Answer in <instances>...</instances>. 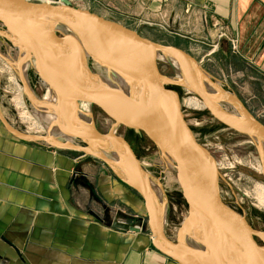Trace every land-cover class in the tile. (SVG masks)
Returning <instances> with one entry per match:
<instances>
[{
  "label": "crops",
  "instance_id": "0c3cea01",
  "mask_svg": "<svg viewBox=\"0 0 264 264\" xmlns=\"http://www.w3.org/2000/svg\"><path fill=\"white\" fill-rule=\"evenodd\" d=\"M69 1L80 8L97 3L154 30L195 60L204 88L223 93L226 111L264 114V0ZM2 118L0 264H180L153 245L144 201L114 166L82 150L18 137ZM87 157L93 163L75 176ZM89 194L112 209V219L90 210ZM117 216L140 231L114 229Z\"/></svg>",
  "mask_w": 264,
  "mask_h": 264
},
{
  "label": "water",
  "instance_id": "95a60500",
  "mask_svg": "<svg viewBox=\"0 0 264 264\" xmlns=\"http://www.w3.org/2000/svg\"><path fill=\"white\" fill-rule=\"evenodd\" d=\"M0 21L8 32L9 41L23 53V62L30 64L42 84L55 92L64 133L85 143L111 142L119 148L123 162L110 165L143 199L147 225L158 250L180 264H264V246L256 241L258 236L264 238V233L254 231L245 217L221 198L215 162L187 124L178 93L168 88L167 78L160 72L158 54L170 57L179 65L189 89L219 123L263 143L264 125L250 116L239 118L213 105L198 78L200 74L196 73L199 72L197 63L189 54L173 46L155 43L116 21L74 8L69 0H49V3L0 0ZM60 29L73 31L81 38L83 47L62 34ZM82 34L108 47L113 56L121 59L120 64L113 63L110 58L106 63L95 59L85 47ZM88 59L103 70L114 69L137 79L148 90L142 109H133L131 103L114 93L93 73ZM79 102L97 107L113 122L107 134L84 131L73 124L66 104ZM0 118L3 119L1 105ZM120 127L144 134L172 170L187 201L188 218L194 220L197 244L206 251L208 258L196 255L186 242H174L165 235L156 196L130 144L115 134ZM10 131L29 141H43L41 137ZM66 148L92 155L90 149L73 145ZM92 156L103 159L98 154ZM85 163H93V159L87 157L80 161L75 167V176L82 174L81 167ZM112 226L123 231H140L134 225L119 222L118 216Z\"/></svg>",
  "mask_w": 264,
  "mask_h": 264
},
{
  "label": "rangeland",
  "instance_id": "374dc122",
  "mask_svg": "<svg viewBox=\"0 0 264 264\" xmlns=\"http://www.w3.org/2000/svg\"><path fill=\"white\" fill-rule=\"evenodd\" d=\"M96 1L103 4V0ZM105 3L107 4V2ZM71 6L116 21L155 43L169 46L167 41L161 40V36L154 30L145 26H136L125 17L126 15H122L116 10L104 11L97 3L95 5L92 3L90 8L87 6L80 8L81 6L76 3H71ZM56 34L58 37H62L61 33L56 32ZM6 48L14 51L16 49L0 33V105L2 114L9 123L22 134L41 137L43 143L61 145L63 148L73 145L90 149L92 155L102 156L109 164L116 163L112 155L119 154V148L111 142L85 143L64 133L60 127L58 110L54 112L53 105L50 109L43 104L48 96L47 86L42 84L27 62L19 64L6 56L3 53ZM157 63L161 74L167 80L176 78L174 69L169 64L161 60H158ZM88 64L93 73L101 76L105 81L116 82L112 74L98 67L91 59H88ZM198 78L203 82L201 76ZM203 85L206 86V84ZM169 88L178 93L187 124L192 129L198 143L209 152L215 162L221 198L229 207L244 216L254 231L264 233V143L240 135L219 123L187 84H173ZM206 91L209 93L207 89ZM66 107L71 116H77V104L67 103ZM240 113L243 116H248L243 110ZM91 115L94 119V131L103 135L107 134L113 122L100 109L92 105ZM253 115L254 118L264 123L262 111L256 110ZM115 133L124 137L130 144L148 183L152 181L158 182L160 185L158 191L159 194H162L161 212L165 235L174 242H186L190 248L197 247L194 220L188 218L187 201L177 184L178 180L174 178L172 170L161 160L157 148L144 134L123 127L118 128ZM46 138L50 141H46ZM72 153L74 155L81 154L80 152ZM95 161L98 164L102 163L100 160ZM102 172L101 166L97 174ZM87 199L91 211L105 212L106 219L109 217L112 219V214L108 211L112 209L102 207L95 194H89ZM186 230H189V233ZM256 241L260 246H264V238L261 236L256 237Z\"/></svg>",
  "mask_w": 264,
  "mask_h": 264
},
{
  "label": "bare ground",
  "instance_id": "6f19581e",
  "mask_svg": "<svg viewBox=\"0 0 264 264\" xmlns=\"http://www.w3.org/2000/svg\"><path fill=\"white\" fill-rule=\"evenodd\" d=\"M45 2L49 3V0H47ZM60 32L64 35L69 36V38L71 40H73L77 45H80L81 47H83L81 44V41H80L81 38L78 37L73 31H70L68 29H60ZM0 33L2 34L3 37H5L9 41L8 32L5 30V27L1 21H0ZM80 36H83V38H82L83 40L85 39V41H84L85 47L86 48L88 47L87 48L88 52L92 56H94L95 59H97L98 61L105 62L110 58V61H112L113 63H119L120 64L121 59L119 57L113 56L109 52L108 47L106 48L104 46H101L99 44V42H96L92 37L87 36L86 34L85 35L82 34ZM3 53H5V55L8 56L10 59L12 58L14 62L19 63V64L23 63V53L20 50L15 49V51H14V50H11L10 48H6L5 52H3ZM6 56H4V57H6ZM158 60H161L162 62L169 64L174 69V72L176 74V78L167 80L169 87L173 84H176V85H179V84L186 85L187 84V82H186V80L182 74L181 68L179 67V65L174 60H172L170 57L163 55L161 53L158 54ZM27 65L29 66L30 64H27ZM24 69H26V68H24ZM108 73L113 75V78L116 80V82L109 83L108 81H105V79H103L101 76H99V78L105 84H107V86L112 88L114 90V93L119 94L120 96H122L126 100V102L131 103L133 106V109H138V110L142 109L141 107L145 101V98H147V96H148V90L146 88H143L137 79L131 78L129 75H127L125 73L123 74V73L118 72L114 69L113 70L109 69ZM117 82H118V84H117ZM47 89H48V96L44 100L43 104L45 106L49 107L50 109H51V105H53L54 112H55V110H57V103H58L57 102V96H56L55 92L53 91V89H51L49 87H47ZM222 94L223 93L220 90H218L217 87L213 88L212 90L210 89V91H209V95H210L212 104L216 105L219 108H222L223 110H225V106L222 105V99H220ZM76 110H77V116H75V117L71 116L69 114V111H67L68 115L71 117V119L73 121V124H75L81 130L93 131L94 130L93 129L94 128V119H93V116L91 115V105L89 103L79 102V103H77ZM230 113L235 115L236 117H239V118H245L246 117V116H243L239 111L238 112L230 111ZM56 115H55V117H56ZM58 118H60V117H58ZM114 155H116V156H114ZM114 155H112V157L114 158L113 160L116 163L121 164L123 162V158H122L121 154H114ZM166 166L168 167V165H166ZM149 186H150L151 190L154 192L156 199L159 203L160 209L162 211V202L163 201H162V197H161L162 194H159V191H158V186H160L159 183L151 181V182H149ZM186 232L189 233V230H186ZM191 249L196 255L201 256L202 258H208L209 257L208 254L206 253V251H204L199 246L191 247Z\"/></svg>",
  "mask_w": 264,
  "mask_h": 264
},
{
  "label": "flooded vegetation",
  "instance_id": "af4514ba",
  "mask_svg": "<svg viewBox=\"0 0 264 264\" xmlns=\"http://www.w3.org/2000/svg\"><path fill=\"white\" fill-rule=\"evenodd\" d=\"M260 122H262V121H260ZM263 123V122H262ZM263 125H264V123H263Z\"/></svg>",
  "mask_w": 264,
  "mask_h": 264
},
{
  "label": "trees",
  "instance_id": "16d2710c",
  "mask_svg": "<svg viewBox=\"0 0 264 264\" xmlns=\"http://www.w3.org/2000/svg\"><path fill=\"white\" fill-rule=\"evenodd\" d=\"M169 88V87H168Z\"/></svg>",
  "mask_w": 264,
  "mask_h": 264
}]
</instances>
